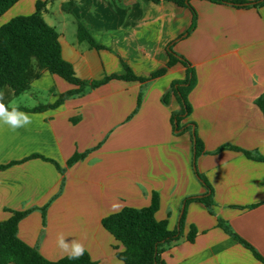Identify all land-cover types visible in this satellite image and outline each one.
<instances>
[{
  "label": "crops",
  "instance_id": "1",
  "mask_svg": "<svg viewBox=\"0 0 264 264\" xmlns=\"http://www.w3.org/2000/svg\"><path fill=\"white\" fill-rule=\"evenodd\" d=\"M38 1L48 0H20L0 18V27L35 12ZM68 1L60 0L59 12ZM74 1V25L65 19L57 31L63 58L77 77L124 75L127 64L148 78L167 66L173 43L196 72L192 113L181 124L193 127L176 130L173 115L181 105L175 95L163 101L172 83L187 77L180 62L148 82L113 79L57 108L36 111L76 88L45 71L26 91L31 105L19 106L32 123L16 131L0 127V165L14 163L0 171V221L27 211L18 236L50 261L66 256L57 246L63 233L82 242L97 264H124L116 255L124 247L102 221L124 207L149 206L156 193V219L166 220L170 230L179 229L185 212L182 235L161 254L163 264H264L233 236L264 257V160L255 159L264 158L258 105L264 98V4L191 0L197 24L187 35L193 13L172 0ZM53 2L43 11L45 20ZM78 20L102 48L79 40ZM43 93L49 94L45 102ZM194 131L205 147L195 162ZM76 154L84 157L70 165ZM197 173L212 187L211 208L197 200L185 203L207 193ZM192 227L197 234L190 241Z\"/></svg>",
  "mask_w": 264,
  "mask_h": 264
},
{
  "label": "trees",
  "instance_id": "2",
  "mask_svg": "<svg viewBox=\"0 0 264 264\" xmlns=\"http://www.w3.org/2000/svg\"><path fill=\"white\" fill-rule=\"evenodd\" d=\"M20 0H0V18ZM38 1L36 10L30 15H20L12 18L8 23L0 27V90L5 92V103L14 100L16 97L28 91L32 83L40 78L43 72L48 71L65 79L76 88L61 93L53 104L42 105L36 111H44L59 107L67 99L83 94L88 88H97L110 80L123 79L127 81L148 82L164 75L168 68L182 63L187 67L185 80H177L172 83L171 90L163 97L168 103L171 95H175L181 105L179 112L173 115V124L176 130H191L193 123L189 122L182 127V121L192 113V106L189 101V93L197 82L196 72L191 63L173 50V43L168 47L169 62L166 67L153 73L148 78L136 76L132 69L124 64V75H110L101 80H82L77 77L73 65L65 60L62 55V47L57 29L50 25L43 16L46 5L50 2ZM160 3L162 0H149ZM180 6L189 8L194 16L193 25L186 33L190 34L197 24V11L191 4V0H172ZM213 3H227L235 7H259L264 0H208ZM77 2L70 0L62 5L63 11L73 14V8ZM78 38L80 41L88 42L92 47L100 49L103 46L96 43L88 27L78 20ZM258 105L264 114V98L258 100ZM194 140V162L197 156L205 151L203 141L193 132ZM239 150L233 146H227ZM253 157L249 152H245ZM41 157L33 155L30 158ZM84 154H76L69 161L73 164L83 158ZM255 159L264 160L262 157ZM54 162V161H53ZM57 166L58 164L54 162ZM14 164V163H11ZM0 165V171L9 165ZM199 179L207 189L202 197H189L185 203L193 200L204 202L209 208L213 206V190L206 178L198 174ZM159 209V197L153 194L151 204L144 208L124 207L121 211L105 217L102 221L105 229L110 232L116 241L122 244L124 249L117 250V257L124 264H163L161 254L165 248L179 240L182 235V228L185 219L183 213L179 229L170 230L166 220L156 219V212ZM27 211L13 212L12 217L4 222L0 221V264H97L90 255L85 252L78 260H69L67 256L58 261L46 259L36 248L29 246L18 236L20 221L26 216ZM220 226L230 232L228 226L220 221ZM197 231L192 227L188 236L190 241L195 239ZM233 236L246 248L250 249L255 257L264 263V257L246 240L240 236ZM115 249H118L115 246Z\"/></svg>",
  "mask_w": 264,
  "mask_h": 264
},
{
  "label": "clouds",
  "instance_id": "3",
  "mask_svg": "<svg viewBox=\"0 0 264 264\" xmlns=\"http://www.w3.org/2000/svg\"><path fill=\"white\" fill-rule=\"evenodd\" d=\"M31 123V116L21 111L15 101L9 100L7 104L5 103V92L0 90V127L7 125L10 130L16 131ZM57 246L69 260L80 259L86 251L82 242L76 239L69 241L63 233L57 236Z\"/></svg>",
  "mask_w": 264,
  "mask_h": 264
},
{
  "label": "rangeland",
  "instance_id": "4",
  "mask_svg": "<svg viewBox=\"0 0 264 264\" xmlns=\"http://www.w3.org/2000/svg\"><path fill=\"white\" fill-rule=\"evenodd\" d=\"M29 0H26V2ZM23 2V3H26ZM59 4H60V0H54L53 5H52V10L51 12L53 14L51 15H47L46 16V20L49 22H55V25L57 26V30H62V26H61V22L64 21L65 19L70 23V25H74V17L72 16V14H68L65 12H59ZM5 19V18H4ZM40 100H42V102H45L48 100L49 94L48 93H43L40 95ZM30 98V93L25 92L23 94H21V96L15 98L13 101H15L16 104H18L19 106H29L31 105L32 101L29 100Z\"/></svg>",
  "mask_w": 264,
  "mask_h": 264
}]
</instances>
